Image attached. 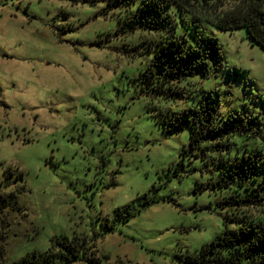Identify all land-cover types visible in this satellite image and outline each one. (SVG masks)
Here are the masks:
<instances>
[{
  "label": "rangeland",
  "instance_id": "374dc122",
  "mask_svg": "<svg viewBox=\"0 0 264 264\" xmlns=\"http://www.w3.org/2000/svg\"><path fill=\"white\" fill-rule=\"evenodd\" d=\"M115 1L0 0V264L60 237L95 244L75 264H186L225 231L219 203L237 187L225 164L264 163V49L245 28L203 22L223 65L185 82L183 99L155 97L153 37ZM207 101L247 127L187 151L173 113Z\"/></svg>",
  "mask_w": 264,
  "mask_h": 264
},
{
  "label": "trees",
  "instance_id": "16d2710c",
  "mask_svg": "<svg viewBox=\"0 0 264 264\" xmlns=\"http://www.w3.org/2000/svg\"><path fill=\"white\" fill-rule=\"evenodd\" d=\"M117 4L120 0L115 1ZM121 4L130 19V29H147L153 37L143 80L155 97L183 99L185 82L196 74L207 76L212 67L216 70L223 65L219 40L202 30L203 22L222 30L245 28L251 42L264 49V0H122ZM183 27L193 29L192 39L179 31ZM220 118L217 106L207 101L173 113L172 128L181 130L189 125L190 148L186 150L205 152V143L227 140L235 130L247 127L244 120L236 127ZM262 161L251 154L247 160L245 157L225 164L230 167L228 180L237 186L219 203L229 209L225 231L188 257L186 264H264ZM8 196L12 194H2V200ZM90 251L96 255L95 244L86 237H60L46 251L28 252L11 264H75L85 260Z\"/></svg>",
  "mask_w": 264,
  "mask_h": 264
}]
</instances>
